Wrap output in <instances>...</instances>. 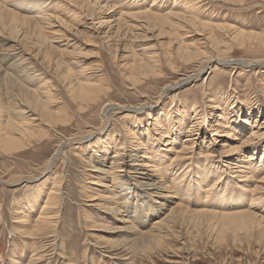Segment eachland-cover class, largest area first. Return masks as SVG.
Wrapping results in <instances>:
<instances>
[{
    "label": "rangeland",
    "instance_id": "obj_1",
    "mask_svg": "<svg viewBox=\"0 0 264 264\" xmlns=\"http://www.w3.org/2000/svg\"><path fill=\"white\" fill-rule=\"evenodd\" d=\"M11 1L8 3V8H13L12 5L16 4L18 0ZM27 1L32 3V0ZM39 1L44 3L47 1L45 5H49L50 7L47 6L46 10L50 11L51 8V11H46V13H49L48 15L51 16L52 21L50 27L41 30V36L47 39L46 42L45 40H41V42L45 43L48 47H53L54 50H46L45 46L37 38L38 32L33 34L32 30L29 29V33L31 34L29 35L27 28L21 25L17 29L19 35L16 38H12L7 34H3L2 37L11 40V43H8L6 47L11 44H15L17 48L20 47L26 54L23 60L26 62L28 60L26 57H30V60L38 66L37 68L42 70L43 77L38 78L36 76L35 86L38 83L41 85L43 82L42 78H49V86L56 95L53 96L49 109L60 113L67 120H71V123L69 124L68 122L64 126L59 125L52 128L51 126H43L42 128L34 124L32 130L36 137L31 140L29 146H26L21 151L6 154L2 153V151L0 152V264H32L34 261L33 264H264V233L257 234L258 231L256 230L252 231L249 235L242 232L232 235L230 231L223 233L221 230H217L216 221H212V219L206 217L200 218L195 224L192 222V225L184 221L177 226H172L171 233L164 240L163 248L154 249L151 253H144L142 251H139V253L133 249H128L126 244L130 242L129 240L131 239L129 238L134 239L128 231L118 229L122 226L118 222L119 217H110L104 212L97 210L96 207H92V203L89 202L90 196L96 195L95 193L99 189L103 191L100 194L107 192V189L97 188L98 185H91L90 182L108 184L107 179L109 178L106 176L96 180L90 176L91 167L88 164L87 157L91 154L90 150L86 149V146L89 145L88 141L80 143L72 139V141L68 140L72 136L79 137L82 132L87 130L83 125L85 122L96 129H100V131H102L101 129L104 126H108V130L101 136H98L102 137L106 133H110L113 137L115 136V142L123 143L122 153L126 152L125 154H127L131 150L126 132V129L129 128L137 131V134H140L141 141L144 143L146 136H148L146 145L149 147V150L147 154H149V157L151 156L152 161L149 160L150 158L147 159V157L141 158L140 161L142 163L156 161V164L158 162L160 165L156 169L161 179L164 177L163 179L168 181L165 179V176L168 175L169 177L172 176V180H176V188L173 190L170 188L172 194L175 196L173 201L178 203L182 199L186 201L190 196L187 201H190V204L198 205L200 201L207 200L205 194L211 193L208 195V200L205 203L207 206H212V208H208L212 212L217 211L216 213L220 214L224 211L212 201L213 192L218 191V188H222L224 198L227 196H238L239 194L249 195L248 190L246 191L241 188L238 182H236L237 184L234 183L233 179L235 175L233 174V176L225 170L226 165L235 162V157L238 155L243 157L254 153L257 162L264 148V65H252L256 60H264V44L259 45L258 42H253V40H250L251 43H248L247 39L239 41L237 38L233 39L232 37L233 30H237L238 32L243 31L242 33L244 34H264V0H108V8L103 7L98 9L92 15L87 10L86 5H84V3L89 4L91 0H87L88 2L85 0ZM153 1L155 2L153 3ZM152 4L153 7L150 8ZM192 6L195 7L190 11L191 13H185V8H187L186 11H189ZM29 8H32L31 4ZM108 9L112 11L110 12ZM149 10L154 11V13L156 12V14L159 13L158 15H167L170 12L171 14L178 13L183 16L191 14L188 17L197 19L205 25H197L193 28L190 25L185 26L183 25L184 23H181L185 20L181 21V25L175 26V35L179 37L178 40L186 41L187 44H192L191 47L193 49L199 48L204 52H208L211 49L213 51H227L224 53L227 59L236 62H232L233 64L230 63L224 67L217 65L209 69L206 68L200 76L195 77L192 81L178 84L180 74H184L189 65L174 53L173 47L172 49L169 47L168 41L173 38L167 33L168 27L166 25L164 26L166 30L160 31L159 28H162L161 26L152 25L150 23L152 21H144L142 19L143 13L145 14ZM20 13L23 12L21 11ZM112 15H114L113 18L111 17ZM117 17H121L120 24L122 22V26L120 25L118 33L114 35L113 33L117 27L115 22L113 23L112 21ZM105 21L115 25H110V23L106 25ZM100 22H105V24L98 26ZM138 22H142L140 24L147 27L146 32L144 31L143 33V29H139L141 28L140 26L134 27ZM91 25L92 27H90ZM216 25L226 26L225 29L211 27ZM199 30L201 31L199 32ZM155 35L157 36L155 37ZM113 45H117L118 50L126 45L138 52L139 50H144V54L154 52L156 64H151L152 68L150 69L131 68L129 70L124 66V63L130 64L132 59L123 58L121 62L120 59L117 60V57H113L112 54L114 51ZM150 45L151 47H149ZM118 53L120 56L121 52L119 51ZM170 53L171 60H168ZM136 54L138 58H143L140 52ZM15 56L4 57L3 54L0 55V67H2L1 69L4 74L18 80L15 78V73L19 69L17 68L19 64L20 66L23 65L21 58ZM57 60L63 63L65 67L69 66L68 68L73 71L83 70L85 80L90 81L88 75L99 71V74H102L101 84L108 89L106 99L99 102L103 103L105 100H111L116 104L126 107L148 103L150 105L148 110L150 111L145 112L144 110L136 115L115 111V113L110 115L111 121L105 125L104 121L101 123L102 113L100 114L101 110L97 109V106H92L89 109L92 111L90 113L77 114L75 104L69 101L66 90L62 86V79H60L61 69L55 68L52 64L49 65L51 61L55 62ZM252 66L253 68L255 67L254 70ZM38 74L40 72L34 74V76ZM175 82L177 84H173ZM166 84L171 85L172 87L170 88L172 89L167 90L166 95L161 94L160 89L167 86ZM132 88H137L138 91ZM218 92L227 93V98L229 97L228 103L226 100H221L220 98L219 103L214 104L212 102L213 98L218 95ZM7 100L8 98H2L1 96L0 106H4ZM231 102L234 103L232 107L234 113L231 112V115L228 117L227 110L230 109ZM246 102H248L249 106L255 104L253 106L254 111L251 114L249 113L251 106L248 107ZM215 105H217L216 108L214 107ZM192 106L198 108L202 117L199 120V122L202 121V124L198 122L194 129L198 131H194V135H192V137L197 136V144L192 149L194 153L192 156H188V154L186 155L187 157L184 156V160L181 158V161L170 163V158L174 157L173 149H180L186 136L184 132L188 130L187 128H189L193 121L195 122L192 116L193 113H191ZM222 111L224 112L221 115L222 120L220 123L223 124L218 129L217 122L214 124V116ZM157 115L161 117V123L169 124L171 120L169 131L166 134L167 137L161 138L164 130L152 125L153 118ZM85 116L88 117L85 118ZM168 116H170V119ZM227 117L230 120L225 119ZM260 123L263 124L260 125ZM160 125L164 126L163 124ZM155 128H158V133L161 132V134L155 135ZM216 129L219 131L218 135L212 136L213 131ZM251 129L255 131L259 129V132L263 133L262 136L256 138L252 144L250 143L251 145L244 144L245 146H241L238 155H232L230 160L225 155L219 154L221 144L227 141V136L230 138L229 141L234 140L231 141L232 144H242L249 137ZM41 132L46 133V136L40 138ZM232 136L233 138H231ZM60 141L64 144H62L61 151L57 155L54 153V149ZM206 148L213 151L212 154L214 156L210 159L211 162L213 161V164L209 162L205 163L204 161L205 159L208 160L205 157V152H208ZM161 149H164V151H161ZM255 149L256 152L254 151ZM201 150L203 153L199 154ZM114 152V148L111 145L106 154L105 162L110 161V157ZM54 154L57 156L54 157ZM52 157H54L53 160L51 159ZM49 160H52V162H50L51 164L48 167L47 163ZM127 161L128 163H132L131 161L134 160L129 161L127 159ZM92 162L91 166H97L94 158ZM186 163L189 164L188 169L184 168ZM203 163L207 165L208 170L206 169V174H203L201 171L204 175L202 177L208 180L202 182L200 188H198L197 185L193 184L192 180L194 176L201 177L199 173V175L197 174V170H201L200 167H202ZM263 165L264 160L262 159V163L256 167L257 169H250L252 174H254V176H250L254 180H257L256 182L264 175ZM234 166L231 165L232 171L235 170ZM56 179L60 181L59 193L62 196V198L61 196H57V200L60 202L58 234L56 236L51 235V237L46 235L50 234L49 232L45 235L35 234L32 231V227L35 218L38 216L39 207L45 198L44 194L51 189ZM172 180H169L170 184ZM43 181L46 186L39 189ZM213 182L218 185H215ZM123 184L124 182L120 183V186H123ZM204 185L207 188L205 187L204 189ZM34 186L39 187L37 192H35ZM116 186L117 183L115 181L113 187ZM213 186H216L217 189ZM185 192L188 193L186 194ZM129 193V190L128 193H124L126 198L127 196L129 197L127 199L128 202L123 206L124 210H121L124 213L122 215L126 217L127 222L131 221L128 223L135 230L143 232L150 230L153 227L151 220L154 218L148 219L147 216L145 217L146 211L141 210V206L135 205L133 199L130 200V197L132 198L133 195ZM184 197L187 199L185 200ZM29 199L31 200L28 201ZM151 200L159 201L154 196H152ZM209 201L213 203L211 204ZM29 207L32 209L30 210ZM198 207L196 206L195 209ZM190 208L193 209V205H190ZM258 209L261 210L255 212L257 216L264 217V206ZM21 212L25 214L19 216ZM23 215L28 224L26 226L21 223L22 221L19 218L17 219V217H23ZM230 233L231 235L229 236ZM176 240L179 242H176ZM115 242L121 245L124 244L125 248H116V246L113 247L109 244ZM179 243H185L187 249H182ZM38 255H41L43 258L38 260L36 258ZM28 261L31 262L28 263Z\"/></svg>",
    "mask_w": 264,
    "mask_h": 264
},
{
    "label": "bare ground",
    "instance_id": "obj_2",
    "mask_svg": "<svg viewBox=\"0 0 264 264\" xmlns=\"http://www.w3.org/2000/svg\"><path fill=\"white\" fill-rule=\"evenodd\" d=\"M10 1L11 0H0V55L3 54L4 57L16 55V56H18V58H21V63L23 66H20V64L18 66L16 64L18 66L17 68H19V69H17V73H15L16 74L15 78H17L18 80L12 78V76L4 74L2 69H1L2 67H0V97L2 96V98H8V100L5 101V105L0 106V152L2 151V153L4 152L5 154L11 153L14 151H21L26 146H29V144L31 143V140L36 137V135L34 134V132L32 130L34 124L38 125V127L41 126L42 128H43V126H48V127L51 126V128H52V127L59 126V125L64 126L68 122H69V124L71 123V120H67V118L64 116H61L60 113L55 112V111H51V109H49V104L52 102L53 96H56L55 93H53L54 92L53 89L49 86V84H50L48 81L49 78L48 79L42 78L43 82L41 83V85L38 83L37 86H35V80L37 79V77L39 78L43 75L42 70L37 68L38 66H36V64L30 60V57H26V58H28V60H26V62H25V60H23L24 55H26V54L20 47L17 48L15 44L14 45L11 44L10 46L6 47V45H8V43H11V40L2 37L3 34H7V35L11 36L12 38H16L19 35L17 29L21 25L22 27L27 28L28 33L30 30H32L33 34L38 32L37 38L40 41V43L45 46L46 50H48V51L54 50L53 47H51V46L48 47L45 43L41 42V40H45V42L47 41L46 38H43V36H41L42 35L41 30L45 29L46 27H50V25L52 24L51 16L48 15L49 13H46L47 6H49V5H45L47 3V1H46V3H44V2H41L39 0L38 1L32 0V3H29L30 1H27V0H18L16 2V4L12 5L13 8H8L7 6H8V3H10ZM82 1H84V0H82ZM85 1H87V0H85ZM155 1H153V3ZM107 3H108V0H91L89 4L84 3V5H86V7L88 8L87 10L92 15L98 9H101L103 7L108 8ZM30 4H31L32 8H29ZM75 4H73V5H75ZM81 4H80V6L83 7ZM101 4H103V5L101 6ZM175 4H177V3H175ZM184 4H186V3H184ZM78 5H79V3H78ZM188 5H190V4H188ZM194 5H196V4H194ZM152 7H153V4H152V6H150V8H152ZM194 7L195 6H192V8L189 9V11H186L187 8H185V10H184L185 13H191L190 11L193 10ZM84 8H85V6H84ZM182 8H184V7H182ZM21 11L23 13H20ZM50 11H51V8H50ZM50 11L48 10L47 12H50ZM85 11H86V9H85ZM147 11H148V9H147ZM51 13H53V12H51ZM167 13H164V14H167ZM158 14H156V12L154 13V11L149 10V12H146L145 14L143 13L142 19L144 21L145 20L152 21V22H150V23H152V25L161 26L162 28H159L160 31L166 30V29H164L165 25L168 27V29L166 31H168L167 33L170 36H172V38H173V39H170L168 41L169 47H171V49L173 47L174 53L176 55H178L181 59H183L185 62H187V64L189 65L187 67V70L185 71V73L180 74V79L178 80V84L192 81V79H195V77L200 76L203 73L204 69H206V68L209 69V68H211L213 66H217V65H219L220 67H224L225 65H228L232 62H236L234 60L227 59V57L224 54L227 51L226 52L220 51V50H217V51L214 50L213 51L211 49L208 52H206V51L204 52V51H201L199 48L193 49L191 47L192 44L191 45L187 44L186 41H179L178 40L179 37L175 35V32H176L175 26L181 25L180 24L181 21L185 20L184 22H181V23L182 24L184 23L183 25H185V26L190 25L193 28L196 27L197 25H199V26L205 25L203 22H199L197 19L188 17L191 14H189L188 16H186V15L183 16V15L178 14V13H172L171 14V12H170V14H167V15H158ZM194 14H196V13H194ZM111 17L113 18L114 15H112ZM120 18L121 17H117V18L113 19V21H112L113 23L115 22L116 27H117L115 32L113 33L114 35H116L118 33L120 25L122 24V22L120 24ZM134 18H135V15H134ZM137 18H139V17H137ZM85 19H86V16H85ZM103 20H105V19H103ZM143 20H140V21H143ZM174 20H175V22H174ZM121 21H122V19H121ZM105 22H100L99 24L98 23L97 24H98V26L99 25L103 26V24H105ZM125 22H126V20H125ZM109 23H110V25L113 24L111 22H106V25H109ZM140 23H142V22H138V24L135 25L134 27L140 26L141 28H139V29H143L142 30L143 33H144V31L146 32L147 27L142 26ZM115 24H113V26ZM132 24H134V23H132ZM126 25H128V24H126ZM225 26L216 25V26H211V27L224 28L225 29ZM90 27H92V25ZM205 29H207V28H205ZM134 30H136V29H134ZM188 31H190V30H188ZM200 31L201 30H199V32ZM219 31H221V30H219ZM203 32H205V31H203ZM242 32H238L237 30L236 31L233 30V37L232 38L233 39L237 38V40H239V41H243L244 39H247L246 41L248 43H251L250 40H253V42L254 41L258 42L259 45L264 44V34H248V33H246V34H248V35H246ZM29 35H31V34L29 33ZM122 35H124V34H122ZM199 35H201V34H199ZM9 36H6V37H9ZM156 36L157 35H155V37ZM190 36H192V35H190ZM53 38H55V37H53ZM149 40H150V38H149ZM17 44H19V43H17ZM241 44H242V42H241ZM34 45H36V44L34 43ZM113 46H114L113 47L114 51L112 54H113V57H117V60L120 59V62H121V60L123 58H126V59L131 58L132 59L130 64L124 63V66H126V68H128L129 70L131 68L150 69V68H152L151 64H156V62L154 61V58H155L154 52L149 53V54H144V52H145L144 50H139L140 54L143 55V58H138V55L136 53H139V52L136 50L130 49L126 45H124L123 48H120L119 50L117 48V45H113ZM38 47H39V45H38ZM144 47H145V45H144ZM149 47H151V45ZM152 47H153V45H152ZM209 49H210V47H209ZM150 50H152V49L150 48ZM119 51L121 52L120 56L118 53ZM32 54H33V52H32ZM169 55L170 56H169L168 60H171V53ZM2 60H3V58H2ZM0 62H1V60H0ZM239 62H241V61H239ZM51 64L53 66H55V68L61 69V71L60 70L59 71H60V76H61L60 79H62L61 80L62 84H63L62 86L66 90V95L68 96L69 101L75 104L74 106L77 109L76 113L79 115H83L85 113H90L92 111H90L89 109L92 106H97V109L99 108L101 110L100 114L102 113L101 123L104 121V125H105L111 121L110 115L115 113V111L119 112V113L122 112L125 114L127 113V114H133V115L134 114L136 115L137 113L144 111V110H145V112L150 111V110H148V108L150 106L148 103H142V104H139V105L133 106V107H128V106L126 107L124 105L116 104V103L112 102L111 100H105L103 103L99 102V101L106 99V97L108 95V93H107L108 89L103 87V85L101 84L102 74L101 73L99 74V71H96V72L89 74L88 75V77L90 78V81H89V80H85L84 71L81 69L77 70V71H73L72 69L68 68L69 66L68 67L63 66V63H60L58 60L55 62L51 61V63L49 65H51ZM122 65H123V63H122ZM252 65L253 66L254 65H256V66L257 65H264V60H256L252 63ZM253 66H252V68H253ZM5 68H6V65H5ZM254 68H253V70H254ZM38 72H40V74L34 76V74H36ZM53 72H54V69H53ZM55 76H56V74H55ZM176 82L173 84H177ZM129 83H130V81H129ZM170 87H172V86L167 85V86L163 87L162 89H160L161 94L166 95L167 90L169 91L172 89ZM129 88L131 89V87H129ZM132 89H136L138 91L137 88H132ZM217 94L218 95L215 96L213 98V101H212L214 104L219 103V98L221 100H226V102L228 103L229 97L227 98V96H228L227 93L224 94L222 92H218ZM141 96H143V95H141ZM159 97L161 98V96H159ZM248 102H246V103L248 104ZM233 104L234 103L231 102L230 103V105H231L230 109L227 110V112H228L227 116L228 117H229V115H231V112L234 113V111L232 110ZM196 106H194V107L192 106L193 109L191 110L192 111L191 113H193L192 116L194 117L195 122L193 121L191 123V125L189 126V128H187L188 130H186V132H184L186 134V136L182 142L180 149L179 150L173 149L174 157L170 158V163L175 162V161H181L180 159L183 158L184 156H186L187 154H188V156H192L194 153V151L192 149L197 144V142H196L197 136L192 137V135H194L193 134L194 131H198V130H194V129L196 128V125L198 124L199 120H201V118H202L200 116V113H199L198 108ZM247 106L250 107L251 105L249 106V104H248ZM253 106H251L249 108L250 114L254 111ZM214 107L216 108L217 105H215ZM223 112L224 111H222V112H220L214 116V119H215L214 124L217 122V124H218L217 128L218 129L223 124V123H220V121L222 120L221 115ZM257 113H259V112H257ZM86 117H88V116H85V118ZM168 117L170 119V116H168ZM228 117L225 119L230 120ZM85 118H83V119H85ZM160 119H161V117L159 115L154 117L152 125L154 127H158V128H161L164 130V133L161 135V138L167 137L166 134L169 131V124L171 125V120L169 121V124H167V123L164 124V123L160 122ZM201 122H199V123H201ZM231 122H233V121H231ZM160 124H163L164 126H161ZM245 124H246V122H245ZM262 124L260 123V125H262ZM83 125L85 126V128L87 130L82 132L79 137L72 136V137H69L68 140L72 139V140H75V141L80 142V143L88 141L89 145L86 146L87 147L86 149L90 150V154H91V155L88 154L89 156L87 157L88 164L91 167V169H90L91 175L90 176L94 177L96 180H98L99 178H104L106 176L109 178V179H107V182H109L108 184L103 183V182H99V183L90 182L91 185H95V184L98 185L97 188L99 187L101 189H107V192L105 194H100L103 191H100V189H99V191H97L95 193L96 195L90 196L91 199L89 200V202L92 203L91 204L92 207H96L97 210L104 212L106 215H108L110 217H116V216L119 217L118 222L122 226L119 227L118 229L121 231H128L133 236V239H134V240H132V238H129L131 240H129L130 242L129 243L127 242L128 244H126L128 249H133V250L138 251V252L142 251L144 253L145 252L151 253L154 249H157V248L159 249L163 246L164 240L166 238H168L169 234L171 233L170 230H171L172 226H177L181 222H184V221H187V223H191V225H192V222H193V224H195L202 217H206L208 219H212V221L213 220L216 221L217 230H219V231L221 230L223 233L226 231H230L232 233V235L233 234L236 235L239 232H242L243 234L249 235L254 230L258 231L257 234L264 233V217L263 216H257V214L255 213L256 211L259 212L261 210V209L260 210L258 209L259 207L264 206V175L262 176V178L258 182H256L257 180H254L250 176V175L254 176V174H252V171H250V169L251 168L257 169L256 167L259 166L260 163H262V159L264 160V148H263V151L261 152V155L259 157L260 159L257 162H256L257 158L254 156L255 155L254 153L250 154V155L247 154L243 157L241 155H238V153L240 152L239 148L241 146H243L244 144H250V143L252 144V142L256 138L262 136L263 133L259 132V129L257 131L251 129L249 137L246 138V140L242 144H238V145L232 144L231 141H234V140L229 141L230 140L229 136H227L228 137L227 141H224V143L221 144V148L219 149V151H220L219 154L225 155L227 158H229L228 160H230L232 155H236V154L238 155V156L236 155L237 157L234 156L236 158L235 162L226 165L225 171H227L228 173H230L232 175L234 174L235 175V177L233 179L234 183L238 182L240 187L246 191L248 190L249 191L248 193H250V194L249 195L239 194L238 196L237 195L227 196L226 198H224V195L222 193V188H220V189L218 188V191L213 192L214 195H213L212 201L214 202L215 205H217L221 210L224 211L223 213L219 214V213H216L217 211L215 212L213 210L214 212H212L210 209H208L209 207L212 208V206H209V205L207 206L205 203V201L208 200V195H210L211 193L205 194L207 200L202 201V202L200 201L198 205L190 204L191 202L187 201L190 198V196L188 199L186 198L187 200L184 197V199L186 201H184L183 199L179 203L173 201V198H175V196L172 194V190L176 188V184H175L176 180H172L171 179L172 176L169 177L168 175L165 176V179H167L168 181H165L163 179L164 177L161 179V177L158 174L157 169H156L157 167H159L160 164L158 162L156 164V161L151 162L152 158H150L151 156L149 157V154H147V151L149 150V147H147V145H146V143L148 142L147 141L148 136H146V141L144 143L141 141L140 134L138 135L137 131H133L129 128L126 129L127 141L130 143V147H131L130 149L131 150L128 149L129 151L127 152V154H125L126 152L122 153L123 143L115 142V139H114L115 136L113 137L110 133H106L102 137L98 136V135L101 136L105 131H107L108 126H104L101 129L102 131H100V129H96L93 126L88 125V123H86V122ZM158 128L154 129V132L156 133L155 135L161 134V132L158 133V130H157ZM66 131H67V129H66ZM218 133H219V131H217V129H216L213 131L212 136H217ZM226 135H229V134H226ZM44 136H46V133H44V132H41L39 135L40 138H43ZM111 137H112V139H111ZM96 138H97V140H96ZM231 138H233V136ZM199 139H200V137H199ZM94 140H96V141H94ZM62 144H64V143H62V141L57 143V145L55 146V149H54L55 154L58 155L60 153V151H61L60 148L62 147ZM210 144H211V142H210ZM254 144H257V143H254ZM111 145L113 146L115 152L110 157V161L105 162L106 154L109 151ZM199 148H200V145H199ZM206 150L208 152H205V157L208 158V160L205 159L204 161H205V163L206 162L212 163L213 161L211 162L210 159L213 158V156H214V154H212L213 151L209 150L207 148H206ZM75 151H77V150H75ZM161 151H164V149H161ZM254 151L256 152V149ZM77 152H79V151H77ZM84 152H86V151H84ZM157 152H158V150H157ZM202 153L203 152L201 150L199 154H202ZM55 154H54V157L57 156ZM54 157H52L51 159L53 160ZM144 157H147V159L150 158L149 160H151V161L142 163V161H140V160H141V158H144ZM93 158H94V162L96 161L97 166H91V163H93L92 162ZM127 159H129V161H131V160H134V161H131L132 163H128ZM52 160L48 161V163H47L48 167L51 164L50 162H52ZM183 160H184V158H183ZM231 162H232V160H231ZM180 165H182V164H180ZM188 165L189 164L186 163L184 168H187ZM231 165H235L234 166L235 170L233 169L234 171L231 170L232 169ZM263 167H264V165H263ZM200 168H201V170L200 169L197 170V174L199 173L201 175V177L200 176H194V177L192 176L193 177L192 181L194 182L193 184L197 185L198 188H200V185L202 182H206L208 180V179L206 180V178L202 177V175L206 174V171L208 170L207 165H205L203 163L202 167H200ZM201 171L203 172V174L201 173ZM173 178H174V175H173ZM169 180L170 181L172 180L171 184H170ZM177 180H179V179H177ZM115 181L117 183V186L113 187ZM211 181H213V180H211ZM59 182L60 181L56 179L55 184L51 187L50 190H48L44 194L45 198H44V200L42 199L43 200L42 202L44 204L42 203L41 206H40V204H38V206H40L39 212L37 213L38 216L35 218L34 225L32 224L33 225L32 231L35 234L45 235L47 232H49L50 234H46V235H48L50 237H51V235L56 236L58 234L57 228H58V221L60 220L58 217V212H60L59 211L60 202H59V200H57L58 199L57 196H59V197L61 196L59 193L60 192ZM123 182H124L123 186H120V183H123ZM213 183L215 184V182H213ZM215 185H218V184L216 183ZM44 186H46V184H44V181H43L41 183V187L40 188L38 187V188L41 189ZM205 187L206 186L204 185L203 188L205 189ZM213 187H216V186H213ZM34 188L36 189L35 192H37L38 188L36 186H34ZM210 188L212 189V187H210ZM216 189H217V187H216ZM128 190L130 191L129 194L133 195L132 198L130 197V200L133 199L135 205L141 206L142 207L141 210L146 211L145 217L147 216L148 219L154 218L151 220L153 227L150 230H148V231L146 230L145 232L135 230L132 226H130L131 224L129 225V223H128L131 221L127 222L126 217L122 215L123 212H121V210H124L123 206L126 205V203L128 202L127 199L129 197V196H127V198H126L124 193H128ZM186 191H187V189H186ZM223 191H224V189H223ZM104 192H105V190H104ZM174 192H175V190H174ZM215 194H216V198H215ZM152 196H154L155 199H158L159 201L158 202H156L155 200L152 201L151 200ZM61 198H62V196H61ZM30 200L31 199H29L28 201H30ZM133 201H131V202H133ZM124 202H125V204H124ZM149 202H150V204H149ZM209 202H211V201H209ZM213 202H211V204ZM190 205H193V209L190 208ZM196 206L197 207L199 206V207L197 209H195ZM30 207H29V209L31 210L32 208H30ZM21 210H22V208H21ZM125 210L127 211V209H125ZM21 214H25V213L21 212L19 214V216ZM139 214H141V213H139ZM15 215H17V214H15ZM128 216L130 217V215H128ZM161 216H162V218L160 219ZM258 217H260V218H258ZM18 218L22 221L21 223L23 225L25 224V226H26L27 221H26V218L24 217V215H23V217H17V219ZM142 220H144V219H142ZM144 222H145V220H144ZM19 223H17V224H19ZM211 224H212V222H211ZM211 224H210V226H211ZM212 226L214 227V225H212ZM231 233L229 234V236L231 235ZM176 242H179V241L176 240ZM52 243H54V242H52ZM109 244H111V246H113V247L116 246V248H121V247L125 248L124 244L121 245V244H118L116 242L115 243H109ZM115 244H118L119 246L115 245ZM179 245L181 246L182 249H187L185 243H182V244L179 243ZM36 258L39 260L40 258H43V257H41V255H38ZM33 259H34V257H33ZM29 262H31V261H28V263Z\"/></svg>",
    "mask_w": 264,
    "mask_h": 264
}]
</instances>
